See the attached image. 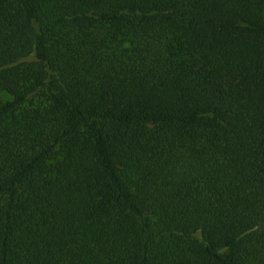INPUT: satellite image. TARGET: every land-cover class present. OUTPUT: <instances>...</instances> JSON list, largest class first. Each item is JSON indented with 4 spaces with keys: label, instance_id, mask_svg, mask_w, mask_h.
Returning <instances> with one entry per match:
<instances>
[{
    "label": "trees",
    "instance_id": "16d2710c",
    "mask_svg": "<svg viewBox=\"0 0 264 264\" xmlns=\"http://www.w3.org/2000/svg\"><path fill=\"white\" fill-rule=\"evenodd\" d=\"M0 264H264V0H0Z\"/></svg>",
    "mask_w": 264,
    "mask_h": 264
}]
</instances>
